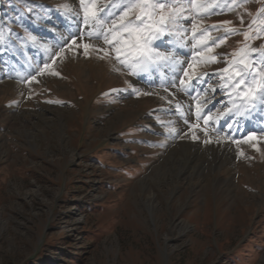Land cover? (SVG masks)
Masks as SVG:
<instances>
[{"label": "rangeland", "instance_id": "obj_1", "mask_svg": "<svg viewBox=\"0 0 264 264\" xmlns=\"http://www.w3.org/2000/svg\"><path fill=\"white\" fill-rule=\"evenodd\" d=\"M134 2L0 0V264H264V132L228 137L230 161L166 163L164 103L134 79L121 27ZM161 2V33L182 48L170 49L199 51L187 77L212 75L222 96L237 70L264 104V0ZM64 21L88 22L67 33L86 39L80 56L50 38ZM23 50L39 67L24 80L12 74Z\"/></svg>", "mask_w": 264, "mask_h": 264}, {"label": "bare ground", "instance_id": "obj_2", "mask_svg": "<svg viewBox=\"0 0 264 264\" xmlns=\"http://www.w3.org/2000/svg\"><path fill=\"white\" fill-rule=\"evenodd\" d=\"M89 21L90 20H88V22ZM88 22L82 23L80 21L79 26L77 25L78 23H74L70 24L69 27L71 26L70 28H73L74 25H77L74 28H79L85 25V23L87 26ZM86 26H83L81 29L86 28ZM49 34L53 35L52 39L55 35L59 37L57 39H59L60 48H63L65 52L69 51L76 56L81 55L78 42H86V39H81L80 37L75 40L71 36H67L66 34L59 35L55 31ZM48 36L47 34V37ZM152 41L150 45H147V47L152 50V58L149 61H138V68L140 71L137 74L140 78L134 79L136 81H139L142 77L145 78L146 81L152 79V82H156L158 85L161 83L163 86V88H159V86L156 85V88L145 90H149L148 94L151 96L152 103H164L163 110L167 114L168 124V128L164 132V135L165 138H167L166 143L171 145L168 149H171V151L168 152L166 163L170 161L169 163L176 164V162L179 163V159H186L189 163L193 164V162H195V166H205V163L209 160L207 156L212 160H214L216 156L219 157V160H222L223 157L229 159V156H233L237 147L232 145L233 141L228 139V137L241 139L242 137L245 138L252 134L251 132L254 130L264 129V106L259 93L261 87L256 84V82H254V85H251L243 78L244 83L240 84L242 76L237 77L236 73H238V71L235 70L226 77L221 85H219V87H223L224 94L222 96H217L218 87L211 84L212 75L205 74L204 76L201 75L196 77V79H193V77L189 78V80L186 79V73L189 70L188 66H192L193 63L196 62L194 59L197 57L199 51L197 53L195 51V53H189V56L194 54L191 58L192 60L189 57H185L184 54H180L184 52L175 54V51L173 52L170 47L177 45H170L166 42V36L161 32L155 36ZM154 44L162 49L163 53L161 56L155 55V53L159 51L153 47ZM42 45H39L38 48H44L47 51ZM191 50H193L192 47ZM23 55L24 56H18L17 54V57L14 56L17 71L15 70L12 74H18V76L24 80L27 78L25 76L26 74L34 72L39 67L35 64V59L32 56H30L29 60L26 50H23ZM81 60L85 59L81 58ZM182 66L183 70L180 72L179 68ZM37 80H39V78H37ZM4 84L10 85L11 83L5 81ZM12 84L14 85L16 83L13 82ZM19 87L21 86L19 85L18 88ZM175 87L176 90L174 89ZM178 88L181 91H178ZM205 88H207L206 91ZM184 90L189 91L190 95L184 93ZM249 90L253 91L255 94L256 107L250 113H247L245 100H241V97L248 94ZM144 100H146L144 102H149L147 99ZM178 111H181L183 115L187 117L189 121L188 124L175 113ZM223 128H225V130ZM218 131H222L221 135L217 133ZM178 156H180V158ZM180 163L182 162L180 161ZM218 164H220V162ZM220 167L221 165L217 166V168ZM155 201V194H150L146 203L152 210L155 208Z\"/></svg>", "mask_w": 264, "mask_h": 264}, {"label": "snow or ice", "instance_id": "obj_3", "mask_svg": "<svg viewBox=\"0 0 264 264\" xmlns=\"http://www.w3.org/2000/svg\"><path fill=\"white\" fill-rule=\"evenodd\" d=\"M165 7V3L161 2V0H157L155 3H150L148 0H136V2L129 4V7L125 10L121 17V20L125 21V19L130 15L134 16V19L127 20L125 23H122L121 27L130 38L128 41H125L128 51L132 53L134 58L139 62L149 61L152 58V50L147 47L150 43V38L145 36L144 33L147 31L155 37L162 31L166 21L169 19V17L164 13ZM157 9H159V19L155 20L154 17ZM135 10H139V14H137ZM32 39H35V37ZM105 42L112 43L107 39V36H105ZM119 51L120 50L117 49L118 54ZM155 55L159 56V53H155ZM245 67L247 68V65ZM236 75L240 76V73L238 72ZM261 76H264V73H261ZM243 83L244 80L243 77H241L240 84Z\"/></svg>", "mask_w": 264, "mask_h": 264}]
</instances>
